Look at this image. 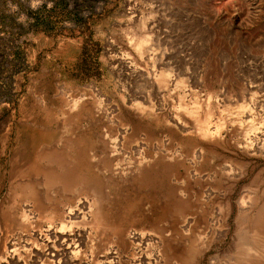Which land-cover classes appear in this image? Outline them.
I'll list each match as a JSON object with an SVG mask.
<instances>
[{"label": "rangeland", "instance_id": "obj_1", "mask_svg": "<svg viewBox=\"0 0 264 264\" xmlns=\"http://www.w3.org/2000/svg\"><path fill=\"white\" fill-rule=\"evenodd\" d=\"M58 263L264 264V0H0V264Z\"/></svg>", "mask_w": 264, "mask_h": 264}, {"label": "bare ground", "instance_id": "obj_2", "mask_svg": "<svg viewBox=\"0 0 264 264\" xmlns=\"http://www.w3.org/2000/svg\"><path fill=\"white\" fill-rule=\"evenodd\" d=\"M53 239L54 241L51 242V244L48 245L49 249H48V255L50 256V258H54L56 256V253L54 251V248H56V246H61V243H65V242H68V239H69V236H59L57 237L56 235L53 236ZM58 242H60V244H57ZM76 247L74 246H71L70 245H66L65 246V252L67 254H72L73 250L75 249ZM59 264V263H58Z\"/></svg>", "mask_w": 264, "mask_h": 264}]
</instances>
